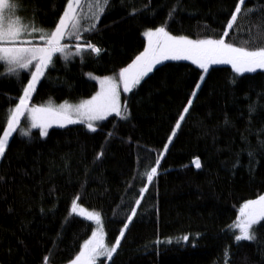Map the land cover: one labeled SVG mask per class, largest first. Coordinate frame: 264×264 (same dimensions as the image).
Here are the masks:
<instances>
[{
    "label": "trees",
    "instance_id": "1",
    "mask_svg": "<svg viewBox=\"0 0 264 264\" xmlns=\"http://www.w3.org/2000/svg\"><path fill=\"white\" fill-rule=\"evenodd\" d=\"M175 3L125 0L122 5L121 0H111L95 34L82 37L102 49L99 55L75 56L65 66L57 54L55 68L46 70L29 103L45 106L91 96L98 88L94 76L116 75L143 51L146 29L163 25L172 35L219 39L236 0H180L179 10L165 25ZM65 4L66 0H22L24 10L16 14L47 29ZM149 4L147 11L129 15L133 7ZM243 9L254 11L238 17L226 42L264 46V35L258 33L264 32V0H246ZM65 42L74 52L75 41ZM5 68L0 65V73ZM201 75L205 79L190 111L169 143L172 127ZM28 78L25 74L22 83ZM21 94L15 79H0V135ZM250 103L259 106L251 118ZM124 104L130 119L110 114L96 124L95 132L75 123L51 127L45 137L31 129L30 141L19 132L10 137L0 158V264H45L49 249L53 253L47 264L69 263L93 229L76 214L65 224L77 197L79 205L100 214L111 245L146 184L117 254L97 264H264V221L254 226L255 242H235L238 232L229 227L246 200L264 194V69L237 74L229 64H212L204 73L189 60H164L122 95ZM249 150L256 153L251 168ZM101 151L104 155L97 160ZM160 152L164 156L158 175L148 182L146 173L156 166ZM195 157L200 169L192 164ZM184 235L190 239L178 243Z\"/></svg>",
    "mask_w": 264,
    "mask_h": 264
},
{
    "label": "snow or ice",
    "instance_id": "2",
    "mask_svg": "<svg viewBox=\"0 0 264 264\" xmlns=\"http://www.w3.org/2000/svg\"><path fill=\"white\" fill-rule=\"evenodd\" d=\"M124 3L125 0H121V4L124 5ZM244 3H246V0H236L235 8L231 11L224 27V34L219 39H190L185 35H172L163 25L157 26L155 29L149 28L143 33L144 37L147 38L144 50L136 55L126 67L120 68L118 76L98 78L99 91L91 98L81 100L75 105L65 102L59 106H53L49 102L46 106H38L30 105V98L36 90L38 81L46 76V70L55 68L54 58L57 54L67 66L69 60L75 56H80L83 59L85 53L99 55L102 51L95 44L82 39V37L95 34L98 30L99 20L110 10L111 0H66L62 13L59 14L58 19L53 21V26L47 29L42 26L37 27L34 22L22 23L18 17L11 19L15 16V13L24 10L22 0H0V65L6 66V71L0 73V79H15L16 83L22 86L19 101L14 108L8 111L6 124L3 126L2 135H0V158L5 155L10 137H13L16 132H19L22 138L30 141L31 129L38 128L39 135L45 137L48 135V128L52 124L63 127L68 124L81 123L90 132H95L97 130L96 122L105 120L112 113H115L121 120L130 119L131 113L127 104L122 106L120 103L121 86L124 93L131 92L141 83L144 77L153 71L155 65L164 60H189L203 70L204 73H207L209 65L212 64H229L237 74L264 69V46H235L234 43H228L225 40V37L230 34V31L236 25L238 17L241 14L247 16L254 11L249 9L245 12L243 9ZM179 5L180 0L172 5L165 25L179 10ZM149 7L150 4L143 5L139 9L133 7L129 15H138L142 11H147ZM6 13L10 22L7 26H4L2 21ZM258 33L264 35V32H260L259 29ZM65 41H75L74 52L72 51L73 45ZM251 43V41L244 42L245 45ZM25 74H30V78L27 79L26 84H23ZM204 79V75L199 77L188 96L187 104L183 106L179 118L172 127V133L168 136L169 143L173 141L182 121L189 113L193 98L197 95ZM258 107L257 103L248 105L247 111L250 118L257 114ZM22 117H27L30 122L28 128L20 127ZM228 123L229 121L226 118L225 125ZM112 135L113 133H108V138ZM169 143L164 144L165 150L168 149ZM261 144L264 145V141ZM103 155V151L97 153L96 159H101ZM247 155L250 158L251 168V161L256 153L254 150H249ZM163 156L164 152L158 153L155 161L156 166H152L147 171L148 182H152L158 175V166ZM192 164L197 169L202 167L199 157L193 158ZM237 166H239V161L234 165V167ZM3 179V177H0V180ZM147 187L146 184L140 188V198L135 200V206L131 208V213L127 215V219L123 223V227L120 228L119 235L114 243L110 246L105 243L103 227L99 226L92 231L91 237L80 246L79 252L69 261V264H97L98 259L101 257H106L108 261H112L114 255L118 252L126 231L138 213V207L141 205ZM78 199L79 197L72 200L70 214L69 217L65 218V224L70 221L71 214H78L81 217H86L88 221H95L97 225H101L100 214L87 212L78 204ZM9 211H12V209H9ZM41 211L43 212V209ZM261 221H264V195H260L256 199L246 200L240 206L236 220L229 226L233 230H238V234L234 235L235 242H255L257 236L254 226ZM57 235L61 237L62 234L58 233ZM189 239L188 235H184L177 242L179 243L181 240L188 241ZM21 243L23 242L21 241ZM168 243H171V240ZM52 253L53 249H49V254L43 257L45 264L50 260Z\"/></svg>",
    "mask_w": 264,
    "mask_h": 264
},
{
    "label": "rangeland",
    "instance_id": "3",
    "mask_svg": "<svg viewBox=\"0 0 264 264\" xmlns=\"http://www.w3.org/2000/svg\"><path fill=\"white\" fill-rule=\"evenodd\" d=\"M85 9H86V6H85ZM19 18L20 19V22H22V23H25V24H27V23H31V22H29V21H27V18H24L23 16L21 17V16H18L16 13H15V16H13V17H11V19H16V18ZM10 22V20H9V16H8V14L6 13L5 14V18L3 19V21H2V23L4 24V26H7V24ZM85 26H87V25H85ZM152 29H155V28H152ZM147 30V29H146ZM144 32H145V30H144ZM143 32V33H144ZM30 38V37H29ZM145 46H146V44H147V38L145 37ZM145 48V47H144ZM144 50V49H143ZM6 69V68H5ZM117 76H118V73L116 74ZM107 76H113V75H107ZM95 78H96V80H97V82H98V78H102V77H104V76H94ZM99 88H100V85H99V83H98V88H97V90L91 95V96H93L97 91H99ZM120 103H121V97H122V95L124 94V92H123V89H122V86H121V89H120ZM91 96H89V97H86V98H83V99H79V100H75V101H70V100H64V101H61V102H54V101H50L51 103H52V105L53 106H59L60 104H62V103H65V102H67V103H69V104H72V105H75V104H78L81 100H85V99H89V98H91ZM19 101V100H18ZM18 103V102H17ZM49 103V102H48ZM47 103V104H48ZM46 104V105H47ZM31 105V104H30ZM45 105V106H46ZM15 106H13L12 108H14ZM11 108V109H12ZM113 114V113H112ZM99 122V121H98ZM98 122H96V124L98 123ZM69 125V124H68ZM21 127H24V128H28L29 126H30V122L28 121V119H27V117H22V122H21V125H20ZM65 126H67V125H65ZM51 127H61V126H59L58 124H52L49 128H51ZM48 128V129H49ZM36 129H38V128H36ZM39 130V129H38ZM2 135V134H1ZM262 195H264V194H262ZM81 206V205H80ZM82 208H84L87 212H93V211H90V210H88V209H86L85 207H83V206H81ZM238 212H239V209H238ZM76 215H78V214H76ZM238 215V214H237ZM79 216V215H78ZM81 217V216H80ZM82 218H84V219H86V217H82ZM87 220V219H86ZM92 224H93V229H92V231L94 230V229H97L99 226H102L103 227V224H102V221H101V225H97V223L95 222V221H90ZM103 230H104V228H103ZM237 232H238V230H237ZM91 234H92V232H91ZM91 234H90V236L86 239V240H88L90 237H91ZM235 234H238V233H236L235 232ZM104 236H105V233H104ZM85 240V241H86ZM84 243V242H83ZM105 243L107 244V242H106V240H105ZM107 245H109V244H107ZM110 246V245H109ZM101 258H106V257H101ZM101 258H99V259H101ZM98 259V260H99ZM67 264H69V263H67Z\"/></svg>",
    "mask_w": 264,
    "mask_h": 264
}]
</instances>
